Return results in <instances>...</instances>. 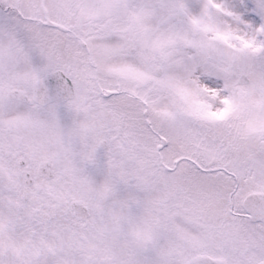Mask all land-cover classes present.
Returning a JSON list of instances; mask_svg holds the SVG:
<instances>
[{"label": "snow or ice", "instance_id": "6c2138e0", "mask_svg": "<svg viewBox=\"0 0 264 264\" xmlns=\"http://www.w3.org/2000/svg\"><path fill=\"white\" fill-rule=\"evenodd\" d=\"M0 264H264V0H0Z\"/></svg>", "mask_w": 264, "mask_h": 264}]
</instances>
